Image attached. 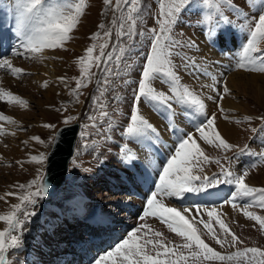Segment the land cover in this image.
Listing matches in <instances>:
<instances>
[{"label":"rangeland","instance_id":"rangeland-1","mask_svg":"<svg viewBox=\"0 0 264 264\" xmlns=\"http://www.w3.org/2000/svg\"><path fill=\"white\" fill-rule=\"evenodd\" d=\"M48 1H52V0H48ZM55 1L56 3L59 4L69 2L68 0H55ZM250 1L252 3L257 2V0H250ZM73 2H76V0H73ZM86 3L87 6L84 10L83 16L80 19V23L70 33V35L73 38L65 42L64 47H57L51 49L52 51H56L62 55V57L60 55L58 61L62 63L60 66L63 65L62 67L64 68L63 71L65 76L64 80L65 83L67 84L66 85L67 87L65 89L66 91L65 93L67 95L66 99H65V95H63V97L61 98H55L53 102H51L50 104H41L42 106H44L45 116H40L38 114L39 109L37 108L39 106L37 102L40 99H42L43 97L42 95L43 93H45V88L39 87L37 85V82L28 81L27 83H25L26 81H24L23 83L20 84L23 87H27V89H23L25 93L20 92L19 90L17 91L10 90V91L14 95H18L19 97H21L24 101H27L26 105L19 103H9L7 102V100H0V102L4 104L3 106H5V107L2 106L0 107V113L9 116V114H7L6 112H8L9 109L15 110L16 108L22 110L20 112L23 113V115L19 116L21 122L17 118L20 124L14 125L13 127H11L10 122L1 120L6 123L5 124L6 127H3L5 131L3 133H0L2 134L1 136H3L0 138V140H2V144L5 145L4 148L6 147V145L8 146L5 148L7 151L14 150L13 145H16L14 144L16 142H18V145L21 143L22 146L21 150L24 151L25 147L29 145H27L28 143L26 144L25 141H22V139L28 140L30 135L29 136L27 135L33 134V138L34 137L39 138L42 141V144L46 145L42 153L47 155L50 149V145H52L56 130L60 127V125L65 124V120H67L68 117H73L72 121L76 120L77 118H81L82 119L81 133H86V135L84 136H82L81 133L79 134L74 159H72L70 163L71 174L66 179V183L63 185L61 189L59 188L60 190L58 189L54 192L47 193L46 195H42V197L38 198L37 205L31 206L28 209V211L30 212L34 211L35 215L29 217L25 221L22 230H17L14 233L20 237V244L18 247L25 246L26 247L25 251L27 250L32 251L30 245V239L34 238L35 236L34 230L38 228L42 218L43 217L46 218L47 208L53 209L55 208V206H59L60 204H62L63 201H65L67 197H69L70 194L78 193L79 186L80 189H82L81 185L84 180H86V182L94 190L93 198L95 200L94 199L92 200H94V202H97L96 200L102 202L101 203L102 206H100L99 208L103 211L111 210L110 211L111 214H115L113 210L114 209L113 206L110 203H108V201H110L111 198L120 199V198L130 197L132 193H134L133 191L137 189L136 183H130L132 181H135V178L129 173L131 175V181H130L128 175L122 173V171H124L123 170L124 168L119 172L118 170L122 167V158H123V162L125 163V157H126L125 147L122 144V141L126 142L127 144H131L130 138L125 135V128L129 120V115L132 108L133 95L136 89L137 80L140 77V72L144 62V57L149 51L151 29L152 28H156L157 30L159 29V25L156 22L159 16L158 0H138V4H139L138 19H137L136 27L134 29V34L131 39L127 37H120L117 35V33L121 31V29L119 27L120 21L118 19L120 13H117L115 7V0H113L112 6L105 4L104 0H86ZM234 4L239 9L242 8V10H240L241 14H237V13L233 14L232 13L233 10L227 8L223 10V12L224 15L228 17V22H223V23L226 27H228L230 21L232 20V17H236V19L241 24V29L239 30L238 34L246 35L247 31L245 29V24L250 23L251 20L258 18L259 14H261V12H264V4L262 5V7L257 8L256 11L249 9L247 7L249 5L246 4L244 0H234ZM121 7H123V5ZM225 7L227 6H223V8ZM257 11L260 12H258L256 15L252 13ZM206 14L207 12L204 6L200 4H199V8L197 6H194L193 10L188 15L178 16L177 24L174 25V29L175 27L176 29L178 27L179 29H181L180 32L187 35V37L188 36L191 37V35L192 37H194V35H196V32H198L199 35L201 36V31L198 30L196 23L194 22V19L200 18L202 15L205 16ZM123 15L126 16L127 13L124 12ZM213 15L217 16L216 14ZM114 16L117 17V23L115 25L113 24ZM245 16L249 17L250 19L246 21L244 19ZM100 25H104V27L101 28ZM204 26L207 27V25ZM109 29H111L112 31L111 38L106 37L104 35V33L107 32ZM126 29H127V24H125V30ZM186 29L188 31H186ZM96 33H99V35L96 36L95 35ZM237 35L235 37L236 43H238L241 40V39L237 40ZM245 35H243V37ZM20 37L23 39L22 36ZM0 38H2L1 31H0ZM180 38L183 43H186L185 38L182 34H180ZM20 40H17L14 43V45H16L15 46L16 51H19L21 53L20 55H16V56L22 59H26L28 55L31 53L25 52V50L21 46L22 41ZM106 43L108 44V47L104 48V51L106 54L112 53L113 60L109 62L107 60V55H105V57H103L102 60L100 61L101 62L100 67H96L95 65H93L90 68V76L88 78H85L83 76L81 69L80 57L85 56L86 49L93 45H95L93 55L98 56L100 54L101 49ZM263 43L264 42H262V44ZM120 49H125L126 51L121 52ZM205 49L209 50V48L207 47ZM205 49L203 51L204 55H206ZM208 52L209 53L206 56H208L210 53H212L215 57L217 56L215 50H213V52L209 50ZM1 54L3 55V53ZM200 54H201L200 51L196 53V55H198L199 57ZM9 56H11V54L7 55L6 53L5 55H3V58ZM116 56L121 57L119 62L116 61L115 59ZM180 56L181 53H179L178 56L172 57L174 67L177 69V74L180 78L181 83L183 85H187L188 87L190 83L189 88L195 91L193 87L194 86L193 82L194 83L196 82L193 81V79H196V76H199V78H201L202 76L200 75H203L204 74L203 72L209 66L207 64L206 65L202 64V62L200 61L201 62L200 65L201 67H204V70L201 67L199 69V67L196 66L197 67L196 69L200 70L199 73H197L195 76L189 79V77L191 76V70H187L186 67L178 61V57ZM29 59H30L29 65H31L32 61H36L37 57L35 55V56H31ZM105 67H107L110 70V72H105L104 71ZM210 68L212 69V67ZM4 70L7 71V69H0V73L1 71ZM237 70H242L245 72L255 73V74L261 73L262 75H264V72L249 71L247 70V68L241 69L238 67L229 69L226 75L228 76L232 72H237ZM30 73L31 72H29L28 74ZM24 74L27 73L25 72L23 74L16 75L14 78L19 79L20 77H23ZM105 79L109 80V84L107 85L104 84ZM226 82H227V78L225 77L222 78L220 81L215 83V86H217V88L214 86L215 87L214 90L211 88V85L213 84L212 82L211 85H208V87H210L214 92L217 93L213 95L209 93L207 94L205 91L203 95L206 99L207 98L209 99V97L214 96L213 98L215 99H210L211 102L210 103L208 102V104H211V106L214 107L213 112L212 113L208 112L207 109L206 111L210 116L213 113L216 114L217 130L226 140H228V142L238 146V148H234L232 150L225 152L223 149H218L213 145H208L199 137L198 133H195L194 136L197 139V142L201 144L200 145L201 148L204 149L205 155H207L210 158V161L206 164H201L200 168H202V171L199 168H194L193 169L194 174L199 175L201 177L203 176L212 177L214 175L219 174L221 167L228 168L229 170L233 171L236 174H242L243 171H248L249 175L245 178V182L253 187H258V188L264 187L263 185L256 184L251 180L254 178V175L258 176L257 174L261 172L260 169L262 170L264 169V161L257 160L253 156L243 155L238 151L240 147L244 146L249 142H254L257 147H260L262 145V143L257 142V139L259 137V132H260V136L264 138V94L258 95L256 101L255 99L254 100L249 99V103H248V107L250 108L249 111L243 112L242 114H238V112L236 111L237 109L225 105L224 103L225 94L226 95L229 94L228 96L230 97V95L232 96V93H234L230 88H228L230 90L228 93H223V88ZM77 83H81L82 85H84L78 90V92L75 91L77 88ZM220 83L223 86H221ZM14 86L15 88H17L15 84ZM153 86L158 91L169 93L170 85L163 83L160 79L153 81ZM219 88L221 89L220 92H218ZM4 91L7 92L9 90L4 89ZM31 95L33 96L34 100L31 99L30 97ZM221 96H223V99H220ZM232 99L233 100L236 99L235 100L236 103H240V101L242 100V98H235L234 96L232 97ZM219 102L221 103L220 106L218 105ZM98 103H104L106 105V108L103 110L109 113L107 117H100L99 115L100 109L98 108ZM177 106L181 107V105H177ZM221 107L224 108L223 111H220ZM173 109L175 114L174 120L177 119L178 121L181 118V120L179 121L180 125L178 122L175 123L174 125L173 124L174 120L168 121L164 118V116L161 117L163 120L168 121L167 127L163 123L161 126L158 125L155 126L154 123L153 125L161 133H163L167 139L172 138L173 141L174 139L176 141L177 137L174 134L172 128L173 127L178 128V126H180L182 127L183 131L186 130L185 133L191 132V129L193 130L195 128V124L198 121V115L197 113L186 114L185 118L182 119L183 114L179 111H176L175 107H173ZM140 110H141V114L145 116L149 121L150 118L155 119V115H158L157 113H154L151 110L150 106L147 104L146 101H141ZM93 115L97 116V121L95 126H92V121L89 120V117ZM248 116L252 117L250 121L246 119V117ZM10 117L14 119V117L11 116V114ZM43 117L45 121H43L41 126L44 128H39L38 131L37 126L40 124V120ZM188 117L191 118L190 120L192 121V123L190 122L191 123L190 125L189 124L187 125V120L189 119ZM225 117H227V119H225ZM220 121H222L224 125H227L229 127L232 126L237 129V133H235L237 139L228 138L229 136L225 132L224 127L222 128L220 127ZM231 123L233 125L230 126L229 124ZM0 125L3 124L0 123ZM46 125H51L52 127H46ZM85 125H88V127H85ZM170 125L172 126V128H170ZM253 129H256V131H253ZM224 132L226 133V135ZM256 133H258V135H256ZM6 135H8L10 139L12 138L13 140H15L14 143L13 141H8ZM14 135L16 136L14 137ZM123 150H124V154L122 155ZM261 151L264 153V149H261ZM0 154H1L0 155V169H1L0 197H4V199H0V208H1L0 214H5L11 210L12 204L19 203L17 195L6 196V193L11 192L16 194H24L26 191H28L29 189L27 188V185H29L33 179H36L39 176H44L45 162L43 164H38L39 166L37 167L36 171L29 175V179H23L21 177L23 180L22 179L20 180L19 177L16 178L14 177L16 174L14 168H16L17 165L19 166V164H24V162H19V160L14 158L12 160L7 159L8 156L3 150L0 151ZM262 156L264 158V155ZM216 160H219L220 163L217 164ZM124 165H127V163ZM3 169L5 170L4 172ZM18 169H20V167H18ZM139 169L141 170V168ZM4 175L8 176L7 178L10 179L6 183L8 187H6L4 183H2L4 177H6ZM112 176L113 177L119 176V179L117 180L118 183H114L117 181H111V182L108 181L109 179H111ZM122 176H126L128 181L121 178ZM260 177L261 175L259 176V178ZM125 182H129V185L125 184ZM257 183H259V181ZM19 185H25V188L22 189L19 187ZM35 187L36 186H33L31 190L34 191ZM233 188L234 187H231L230 189L232 190ZM4 189H7L8 191L5 192ZM98 194L100 195L99 198H98ZM228 197L232 198L230 195ZM219 199H222L219 202L226 201L225 197L224 198L221 197ZM1 201L3 203H1ZM224 203L226 202H223L222 204ZM235 204L236 207H233L232 201L229 199L227 203V207H230V209H228L229 213L226 212L225 214V212L224 211L222 212L221 209L220 210L217 209V212L220 218L223 219L226 224H228L229 228L231 229V232L235 233L236 236L239 237L241 241H243V243H237L234 247H228V246L222 247L221 245L216 244L215 240L211 237V235L207 233L206 230L203 229L202 225L198 224L197 227L200 229V234L202 239H204L205 242L210 245V247L214 248L215 250H217L218 252L224 255L231 254L237 250L242 251L245 247H258L261 250H264V227H261L258 221L252 220L244 214L245 211H250L255 215L264 216V208L260 207L258 203H254L253 201L252 202H247L245 200L238 201L237 199L235 201ZM212 206L213 205L210 204L208 207L211 209ZM71 209L73 210V208ZM204 212L205 211L199 212L201 213V215L197 218V220L200 217H202L205 220L209 219L207 217V213H205L204 216L203 214ZM79 213L82 217H87V215H84L81 212ZM20 218L24 219L23 216H21ZM158 222L163 224L161 221ZM144 223L146 225L148 224L151 226V221L144 220ZM212 223L214 229L217 232V235L221 239H224V233L222 232V230L219 229V226L216 224L215 220H213ZM6 227H7L6 222L0 221V230H3ZM137 227L139 226L137 225L136 228ZM39 228L43 229L44 231L45 228L44 222H42V225H40ZM151 228L154 229L153 226H151ZM158 231L164 234V237L166 238V243L171 242L172 246L182 245L184 243L181 237L177 236L175 233L170 232L167 229V227L165 229H160ZM40 234L41 233H37V235L35 236V247L37 246L36 238ZM228 240L229 241L231 240L230 236L228 237ZM181 250H183L185 254H187L188 252V250L186 249H181ZM250 255L251 254H249V256ZM52 263L53 262H51V264ZM189 264H192L191 258ZM201 264H248V260L246 258H240L231 261L213 260V261H202Z\"/></svg>","mask_w":264,"mask_h":264},{"label":"snow or ice","instance_id":"snow-or-ice-1","mask_svg":"<svg viewBox=\"0 0 264 264\" xmlns=\"http://www.w3.org/2000/svg\"><path fill=\"white\" fill-rule=\"evenodd\" d=\"M104 2L109 6L113 5V0H104ZM192 2L193 0H158L159 16L156 22L159 29H151L149 51L144 57L140 77L137 80L125 135L137 139L154 136L158 140V130L141 114V101H146L149 106L160 112L168 121L174 120L172 105L175 103L194 109L199 116L204 117L201 122L195 124V132L208 145H213L227 152L238 148V146L228 142L217 130L216 114L213 113L209 116L206 111V104L200 95L181 83L172 60L173 56L179 55V52L175 49L182 47L180 42L175 40L172 35L174 25L177 22L178 15ZM204 4L209 8H213L217 13V16L211 13L205 15L202 20V23L208 26L207 35L211 39H216L219 33L223 31L220 28L221 21L228 22V17L223 12V6H227L235 13L241 14L240 9L235 6L234 0H204ZM122 5L123 7H121ZM16 6L20 10L17 32L23 37L21 46L25 52L40 54L44 49L64 47L65 42L73 38L70 33L80 23L87 3L86 0H76V2H65L63 4L49 3L48 0H16ZM115 7L117 13H120L118 19L121 31L117 35L131 39L138 19V0H115ZM124 12L127 13L126 16L123 15ZM244 19L247 21L250 18L245 16ZM116 23L117 17L114 16L113 24ZM125 24H127L126 30ZM100 27L103 28L104 25H100ZM245 29L247 31V42L243 46L242 56L237 63V67L247 68L249 71L264 72V48L260 47L261 42H264V12H261L258 18L251 20L250 23H246ZM95 35L98 36L99 33ZM104 35L111 38V29L105 32ZM107 47L108 44L106 43L100 54L94 56L95 45L90 46L86 49V55L80 57L81 69L85 78L90 76V68L93 65L100 67V61L105 55H107L109 62L113 60V54H106L104 51V48ZM120 51L124 52L126 50L120 49ZM20 54L19 51L14 52V55ZM115 59L119 62L121 57L116 56ZM0 69H7L14 75L25 73L23 68L14 67L12 61L8 58H0ZM104 71L110 72L107 67ZM60 79L63 81L65 78L61 77ZM157 79L170 85V94L158 91L153 86V81ZM104 84H109V80L105 79ZM43 86L47 87L48 82L45 81ZM82 86L84 85L77 83L75 91L78 92ZM229 91L225 83L223 93ZM209 99L214 98L209 97ZM220 99H223V96ZM0 100H7L9 103L27 104V101H24L18 95H14L11 91L5 92L3 89H0ZM98 108L100 109V117L109 115L107 111L103 110L106 108L104 103H98ZM220 111H223V108ZM72 119L73 117H68L65 124H70ZM246 119L250 121L252 117L248 116ZM0 120L10 123L15 122L12 117L3 113H0ZM89 120L92 121V126H95L97 116H90ZM46 127L52 126L46 125ZM85 127H88V125H85ZM172 130L177 137L176 143L168 156L160 163L159 170L156 173L158 179L153 182L152 187L154 190L150 192L146 202L147 206L140 219L144 220L145 217L149 216L158 218L170 232L181 237L184 243L172 246L171 242L166 243V238L162 232L152 229L150 225L141 224L130 231L127 238L117 243L110 251L95 258L93 264H189L190 258L192 264H201L202 261L213 260L231 261L240 258H246L248 264H264V250L258 247H245L242 251L237 250L224 255L210 247L202 239L200 229L197 227L198 224L202 225L216 244L222 247H234L237 243H243L235 233L231 232L228 224L220 218L216 208L206 210L208 220L202 217L198 220L193 217L190 220L185 213L191 212V209L181 211L164 203V199L169 197L184 198L194 193L212 195L213 193L209 190L222 184H229L235 189L234 193L231 194L233 207H236L235 201L237 199H248L264 208V187L258 188L247 184L245 178L249 175L248 171L236 174L228 168L221 167L219 174L212 177H201L194 174L193 169L199 168L202 171L201 164L208 163L210 158L205 155L204 149L201 148L193 133H185L176 127H173ZM253 131H256V129H253ZM3 132V125H0V133ZM81 135L84 136L86 133H81ZM33 139L39 140L37 137ZM247 150V147L238 149L241 154ZM47 158V155L42 153L32 156L31 160L43 164ZM126 159L131 160L134 157L126 153ZM216 163L219 164L220 161L216 160ZM33 186H36L34 191L31 190ZM19 187L23 189L25 185H19ZM27 188L29 190L24 194L6 193V196L17 195L19 203L12 204L9 212L0 214V221L7 224L6 228L0 230V264H10L7 253L20 244V237L14 233L17 230H22L25 221L35 215L34 211H28L29 207L37 205L38 198L47 194V182L43 176L33 179L27 185ZM0 199H4V197H0ZM196 212L199 213L200 209L197 208ZM244 214L250 219L258 221L261 227H264V216L255 215L250 211H245ZM21 216L24 219H21ZM213 220L224 233V239L217 235L212 223ZM229 236L231 237L230 241L228 240ZM181 249L188 250L187 254ZM249 254L251 255L249 256Z\"/></svg>","mask_w":264,"mask_h":264},{"label":"bare ground","instance_id":"bare-ground-1","mask_svg":"<svg viewBox=\"0 0 264 264\" xmlns=\"http://www.w3.org/2000/svg\"><path fill=\"white\" fill-rule=\"evenodd\" d=\"M7 5H11L12 9L11 10L6 9ZM19 11L20 10L16 6V0H11L10 2H7V0H4L3 3H0V23L2 21V23L0 24V31L2 32V38L0 39V43L3 46L6 43V41L11 42L12 44H11L10 49H9L10 53L7 54V55L11 54V56L5 57V58L10 59L12 61V64L14 67L23 68L27 74L29 72H31V73L28 75L24 74L23 77H20L19 79H15L14 77L16 75H14L11 71H8V70L7 71L4 70L5 72L1 71V73H0V89H3V90L7 89L9 91L10 90H12V91L19 90L20 92L25 93L23 89H27V87H23L20 83H23L24 81H26L25 83H27L28 81L37 82V85L39 87L45 88V93H43L42 99H40L37 102L38 106H39L37 108V109H39L38 114L40 116H45V109H44V106H42L41 104H50L51 102H53V100L55 98H61V97H63V95H65V99H66V96H67L65 93L66 92L65 89L67 87L66 86L67 84L65 83V80L62 81L60 79L61 78L60 76L65 77L64 72H63L64 68L62 67L63 65L60 66L62 63H60L58 61V58L60 57L61 54H59L56 51H52L51 49H44L43 52L40 54H33V53L29 54L26 59H22V58L17 57L16 55H14V52H16V49H15L16 45H14V43L20 39H21L20 41H23V39L20 37V35L17 32V21L19 19ZM258 12H260V11L252 12V13L256 15ZM252 19H253V17H252ZM243 35H245V34H238L237 40L241 39ZM235 37H236V35H235ZM226 39H227L226 37L222 38V40H221L222 46L227 45ZM262 46H264V43ZM198 48L201 52L200 61L202 62V64H205V65L207 64L209 67H207V68L205 67L206 70L203 72L204 73L203 75H200V76H202L201 78H199V76H196V79H193V81L196 82V83L193 82V84H194L193 87H194L195 91L200 95V97L204 100V102L206 104V109L208 110V112L212 113L214 110L213 109L214 107H212L211 104H208V102L210 103L211 101L208 98L206 99L204 97L203 93L206 91L207 94L208 93L213 94V95L216 94L217 92L213 91L215 88L214 87L215 83L220 81L224 77L227 78V82H226L227 87L232 89V92H234V93H232V96L230 95V97L228 96L229 94H227V95L225 94V98H224L225 105H228L234 109H237L236 111L238 112V114H242L243 112H248L250 109L248 107L249 99H251V100L255 99V101H256V98L258 97V95L264 94V75H262L261 73L255 74V73L245 72L242 70H237V72H232L231 74H229L227 76L226 75L227 72L222 67L215 65L214 61L212 63L210 61H208L211 59V56H209V55L206 56L209 53L208 52L209 50L205 49L206 48L205 46L198 45ZM204 49H205L206 55H204V53H203ZM9 50H7V52H9ZM5 54H3V55H5ZM35 55L37 57L36 61H32V64L29 65V62H30L29 58L31 56H35ZM61 57H62V55H61ZM216 60H218L217 56H216ZM226 63H228V61H226ZM211 64H212V66H211ZM210 67H212V69ZM218 67H220V68H218ZM201 68H204V67H201ZM213 68H214V70H213ZM218 71H222V73H220ZM211 72H213V73H211ZM200 73H202V72H200ZM45 81L48 82L47 87L43 86ZM212 82H213V84L211 85ZM14 84L17 86V88H15ZM208 85H211V88L213 90L210 87H208ZM220 85H221V83H220ZM221 86H223V85H221ZM20 87H22V88H20ZM220 90L221 89L219 88L218 92H220ZM233 96L235 98H242L240 103H236V101H235L236 99L235 100L232 99ZM30 97L32 100H34L32 95ZM3 105L4 104H2L0 102V107L1 106L5 107ZM20 111H22V110H19V108H16L15 110L9 109V111L6 112L7 114H9V116L11 114V116L14 117L13 120L15 122L10 124L11 127H13L14 125L20 124L21 121H20L19 116L23 115V113ZM231 112H233V111H231ZM154 113H157L158 115H155V119H151L152 123H154L155 126H157V125L161 126L163 123L167 127L168 121L162 119L161 116H163V115H161V113L156 111L155 109H154ZM17 118L19 119L20 122L17 120ZM190 119L191 118H189L187 120V125L188 124L190 125L192 123V121ZM180 120H181V118L178 121H180ZM43 121H45L44 117L40 120V124L37 126L38 131H39V128H44L41 126ZM174 121H173V124L175 125ZM0 123L3 124V127H6V125H5L6 123L4 121L0 120ZM229 125L231 126L233 124L231 123ZM220 127L221 128L224 127L225 132L229 136V137L227 136L228 138L237 139L235 136V133H237V129L235 127H232V126L229 127L227 125H224V123H222V121H220ZM170 128H172V126ZM178 128L182 129V127H180V126H178ZM185 131L186 130H184L183 132H185ZM226 133H225V135H226ZM161 134L163 135L165 140H163V138H161L160 136H159L158 140L154 136L139 138V139L135 138V143L131 144L130 146H128L125 149V153L131 154L134 157V159L129 160V159H126V157H125V163L124 164L127 163V165H125L126 170L122 171V173L128 175V178L130 179V181H131V175H132L135 178V183H137V185H139L140 187L146 189L147 193H149L151 191V190L149 191V189H151L152 185H153V184L149 185V183H153L154 181H156L158 179L156 173L159 170L161 161L164 160L160 157L159 153L157 152V148L159 149L160 152H164L166 154V156H168V154L170 153V151L172 150L173 146L176 143L175 139H174V141L172 138L167 139L163 133H161ZM1 135L2 134H0V138L3 137ZM6 136H7L8 141H13V143H14L15 140H13L12 138H11L12 139L11 140L8 135H6ZM15 136L16 135H14V137ZM27 136H29V138L27 137L28 140H23L21 138L22 141H25L26 144L28 143L27 145H29V146L25 147L24 151L21 150V147H22L21 143L18 145V142L14 143V144L18 145V146L13 145L14 150H8L7 151L5 148L8 146L6 145V147L4 148L5 145L2 144V140H0V151H2V150L5 151L6 155L8 156L7 159L12 160L14 158V159L19 160V162H24V164H19V166L17 165V167L14 168L15 172H16L14 177L15 178L19 177L20 180L22 178L23 179H29V175L36 171L37 167L39 166L38 164H40V163L33 162L31 160V157L36 156V155H40V153H42V151L44 150V148L46 146L45 144L43 145L41 143L40 139L39 140L33 139V134L32 135L28 134ZM1 154H2V152H1ZM15 162H16V160H15ZM23 166H24L25 170L23 169ZM18 167H20V169H18ZM139 168H141V170ZM145 169L147 170L148 174L145 172ZM260 170H261V172H259L257 174L258 176L254 175V178L252 177L253 179H251V180L256 184H260V185L264 186V169L263 170L260 169ZM4 171L5 170L3 169V172ZM260 175H261V177L259 178ZM4 176H6V175H4ZM7 177L8 176L4 177V180L2 181V183H4L6 187H8L6 183L8 182V180H10ZM108 178H110V177H108ZM121 178L128 181L126 176H122ZM118 179H119V176H116V177H111V179H109L108 181L109 182L117 181ZM258 181H259V183H257ZM114 183H118V181L114 182ZM87 189L89 190V193H87V194H89L88 196L83 195V197L81 199H75L72 197V198L67 199L66 202H69L72 205L76 206L79 209V212L83 213L84 215L90 216L97 211V208L101 205L102 202H100L99 200H96L97 202H94V200H95L93 198L94 190L92 189V187L90 185L88 186L86 181H84L83 185H82L81 194H84V192ZM2 190H1V192H2ZM4 191L6 192L8 190L4 189ZM212 195H213V198L210 199V201L212 203L219 204V205H216L217 207H214V208H216L218 210L221 209L222 212L223 211L225 212V214H226V212L229 213L228 209H230V207H227V203L222 204L225 201H221L222 202L221 203L222 205H221L219 202L220 200H222L219 198H221V197L224 198L222 190L218 189ZM99 197H100V195L98 194V198ZM92 199H94V200H92ZM112 199L113 198H111V200ZM188 199H189V201H188ZM208 200H209V195H207V198H205L201 194H199L196 196L188 195L184 198H180V197L165 198L164 203L170 207L178 208L181 211H183L184 209H191L192 211L185 213V215L188 216V218L190 220H192L193 217H195L197 219L201 215V213L196 212L197 208L200 209V212L205 211L203 213L205 216V213H207L206 210H208L210 208L206 207V206L198 207V205H200L204 201L206 202ZM1 203H3V202L1 201ZM189 203H194V205L190 206ZM211 208H213V207H211ZM106 213H107V211L104 212L105 215H107ZM144 220L151 221V226H153L154 229L157 231L160 229L166 228V225L158 222L160 220L157 219L156 217L149 216V217H145ZM155 220H158V221H155ZM53 222H54V220H53ZM51 235H53V238H54V231H51ZM103 253H105V252H101V254H103Z\"/></svg>","mask_w":264,"mask_h":264},{"label":"water","instance_id":"water-1","mask_svg":"<svg viewBox=\"0 0 264 264\" xmlns=\"http://www.w3.org/2000/svg\"><path fill=\"white\" fill-rule=\"evenodd\" d=\"M79 122L62 126L56 133L54 146L49 153L46 182L51 186L60 185L68 168V161L74 152ZM55 183V184H54Z\"/></svg>","mask_w":264,"mask_h":264}]
</instances>
